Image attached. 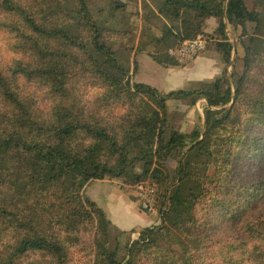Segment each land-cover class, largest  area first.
Listing matches in <instances>:
<instances>
[{"label":"rangeland","instance_id":"rangeland-1","mask_svg":"<svg viewBox=\"0 0 264 264\" xmlns=\"http://www.w3.org/2000/svg\"><path fill=\"white\" fill-rule=\"evenodd\" d=\"M15 1L30 11L40 25L61 27L79 42L73 45L62 39L32 38L17 17L0 8V73L19 102L40 122H50L54 115L63 113L75 121L108 129L122 140L129 127L140 120L153 118L154 112L162 116L156 103L135 94V83L154 85L164 93L193 91L213 83L225 72L228 84L222 91L227 86H232L233 93L236 88L238 91L233 96L235 101L221 111L208 108L203 99L194 105L190 99L167 101L165 141L173 130L189 134L195 129L203 133L205 110L220 111L215 118L222 119L221 124L205 139L203 151L185 156L191 147L187 142L184 151L174 150L158 162L141 154L144 141L137 140L131 145L128 156L131 164L125 175L105 178L101 183L93 180L87 189L84 186L81 196L86 199L87 195L93 196L100 202L110 191V196L116 198L113 208L127 227L135 229L122 233L108 226L104 230L98 227L96 216L86 205V220L67 230L61 219L66 213L51 207L56 199L52 196L54 192L42 190L32 194L35 189L26 184L28 170L20 157L0 158V173L7 182L0 188V205L15 214L29 215L40 236L53 238L63 246L66 264H95L100 253L98 243L103 242L108 250L117 251L120 264H264V43L257 48L250 45L248 37L255 25L247 24L246 32L242 33L241 28L234 30L225 22L222 37L218 30L220 20L208 18L202 24L205 49L192 61L182 63L170 56L169 51L180 45L172 43L165 52L158 49L157 55H166L174 65L160 66L149 58L154 49L145 48L144 39L147 34L160 37L162 27L171 23L158 14L164 0H85L102 43L113 51L122 67L130 68L129 76L121 78L118 74L108 80L100 72L106 69L107 61L93 49L91 30L81 17L70 12L76 8L74 0ZM245 4L249 11L262 14L264 26V0H245ZM224 39L233 48L228 65L218 50ZM35 41L44 52L55 54V61L64 70L57 87L40 79L38 70L50 65L37 59L33 51ZM248 47L251 62L244 67L242 60ZM216 49L220 61L211 54ZM203 56L214 60L211 59L210 68H205L211 70L210 76H201L198 71L202 70L193 68V61ZM133 61L137 62L135 73ZM242 75L243 80L238 81ZM195 78L203 82L189 84ZM11 110L13 107L0 91V139L11 130ZM160 125L159 122L154 125L155 133H159ZM141 133L142 139L151 135L148 128ZM78 138L80 145L92 142L83 135ZM153 144L155 150L156 138ZM103 152L102 161L114 164L117 155L107 148ZM180 161L183 165L188 162L183 173L178 172ZM180 175H185L189 203L178 220L163 222L162 213L168 208L161 205L164 193L175 190ZM135 176L142 179L135 182ZM141 183L155 184L158 189L156 216L144 214L134 204L136 188ZM145 218H148L146 225L141 223ZM10 221L0 224V264L17 239ZM145 229H153L154 235L145 244L134 246L129 257L132 243L140 240ZM15 264H55V261L46 253L31 252Z\"/></svg>","mask_w":264,"mask_h":264},{"label":"trees","instance_id":"trees-1","mask_svg":"<svg viewBox=\"0 0 264 264\" xmlns=\"http://www.w3.org/2000/svg\"><path fill=\"white\" fill-rule=\"evenodd\" d=\"M164 3L158 9V14L169 25L162 27L160 37L147 34L144 45L152 47L154 52L149 55L151 60L160 66L174 65L166 55H157L158 49L166 51L170 49L171 44H181L184 41H192L204 34L202 24L208 18H218L220 20L219 29L224 33L225 22L235 28H241L242 33L246 32L247 24H254V32L249 35V43L253 47L263 45L264 26L262 25V14L251 12L247 9L245 0H164ZM76 8L70 12L81 17L91 30V44L97 54L105 57L107 61L106 69H100L104 79L115 78L120 75L125 78L130 74L129 67H122L114 57L113 51L104 43L96 25L92 23L88 13L85 0H74ZM0 8L7 15L17 17L23 24L32 38L41 39H62L70 44H79L75 37H71L68 32L58 26H42L33 17L32 13L18 4L15 0H0ZM183 11V14L179 12ZM186 16V17H184ZM218 45V50L223 54L224 63L228 65L231 62L232 45L226 40ZM33 51L40 61L47 62L50 67L41 68L39 71L40 79L48 82L52 87H57L63 79L64 70L59 67L55 61L57 56L44 52L38 44L33 42ZM144 48V49H145ZM142 51L143 49H138ZM164 51V52H165ZM243 63L244 67L251 62V49L245 48ZM255 54V52H254ZM46 65V64H45ZM137 71V62L133 61V73ZM213 83L204 85V88L187 91L177 90L167 94H161L156 88L142 83H135L133 90L136 95L142 96L149 101L156 103L160 107L162 116L158 112L153 113V118L140 120L136 125L129 127L127 135L122 140L111 133L108 129L95 128L84 122H78L70 116H64L63 113H57L50 122H40L32 117L28 110L19 102L16 95L11 92L6 81L0 73V91L5 100L11 104V121L9 123L10 131L5 132L0 139V158L6 159L7 156L20 157L23 159L27 174V185L35 189V192L42 190L54 192L56 199L51 207H57L56 211L65 212L63 219L67 230L73 229L81 221L86 220V205L97 220L98 227H112L105 212L98 207L89 198H83L81 191L85 185L93 180L102 181L105 178H119L125 175L126 168L131 164L128 156L132 143L137 140L144 141L141 154L150 159L156 158L163 161L165 154L169 155L174 150H185L187 142L191 147L185 152L196 155L204 150V141L209 139L215 130L221 124L222 119H216L215 116L228 106L236 96L238 89L234 93L232 86L223 87L228 84L225 79L226 73L221 74ZM230 78H232L230 76ZM243 80V75L238 81ZM116 81V80H115ZM190 99V104L194 105L199 100H205L208 108H220V111L205 110L203 133H198L193 129L189 134L178 133L173 130L167 141L164 140V125L166 124V104L168 100ZM160 123L159 133H155L154 125ZM148 128L151 135L142 139L144 129ZM138 133H137V132ZM84 136L92 142L78 144L79 136ZM138 135V136H136ZM156 138V148L153 150V143ZM107 148L111 153L117 155L114 164L110 165L101 159ZM188 162L179 163V173L185 172ZM142 179L141 176H135V182ZM178 184L172 193H164L162 207L168 206L166 212L162 213V221L175 222L183 213V209L188 205L186 198L185 175L178 176ZM6 178L0 173V188L5 186ZM155 185V184H154ZM31 195V194H30ZM88 212V211H87ZM31 216V214H30ZM27 217V218H26ZM11 220V226L14 234L17 235L15 246L8 253L3 264H15V261L31 252H43L50 256L55 264H66L67 257L63 246L53 238H45L32 225L33 221L29 215H19L8 211L7 208L0 205V224ZM153 229H145L140 234V240L132 243L129 249V257L132 254L134 246L145 244L152 237ZM100 253L97 254L95 264H120L118 262L117 251H110L106 243H98ZM126 264H130L127 262Z\"/></svg>","mask_w":264,"mask_h":264},{"label":"built area","instance_id":"built-area-1","mask_svg":"<svg viewBox=\"0 0 264 264\" xmlns=\"http://www.w3.org/2000/svg\"><path fill=\"white\" fill-rule=\"evenodd\" d=\"M205 49V42L198 38L192 41L182 42L176 49L170 50L169 54L177 61L187 63L195 59ZM136 205L146 215L156 216L159 212V193L156 186L149 183H141L136 188Z\"/></svg>","mask_w":264,"mask_h":264},{"label":"crops","instance_id":"crops-1","mask_svg":"<svg viewBox=\"0 0 264 264\" xmlns=\"http://www.w3.org/2000/svg\"><path fill=\"white\" fill-rule=\"evenodd\" d=\"M211 19V18H210ZM209 20V19H208ZM207 20V24L209 23V21ZM236 29V28H235ZM234 29V30H235ZM238 29V28H237ZM212 53V56H214L213 58L215 59H217V60H219L220 61V54L217 52V49L216 50H213V51H211ZM150 58V57H149ZM151 59V58H150ZM211 59L212 58H209V56H203L202 58H199V59H197V60H194L193 62H194V66H193V68H195V67H197V68H200L202 71H198V72H200V75L201 76H210L211 75V73H210V71L211 70H206L205 68H210V66H211V62L212 61H214L213 59H212V61H211ZM223 69V68H222ZM220 70H221V68H220ZM193 71V70H192ZM198 72H194V73H198ZM221 74V73H220ZM217 79V78H216ZM200 82H203V81H199V79L198 78H195V79H192L190 82H189V84H191V85H194V84H197V83H200ZM139 83H142V82H139ZM142 84H146V83H142ZM146 85H149V84H146ZM149 86H151V87H153V88H157L156 86H154V85H149ZM158 89V88H157ZM181 90V89H180ZM174 91V90H173ZM160 92V91H159ZM171 92V91H170ZM160 93H163V94H167V93H164V92H160ZM96 182H99V183H101V182H104L103 180L102 181H99V180H95ZM92 183L90 182L89 184H87V186H86V189L87 188H89V186L91 185ZM110 194H111V192L109 191L108 193H107V196H106V198L104 199H102V201L100 202V200H98L97 198H93V196H89V195H87L88 196V198L92 201V202H94L98 207H100L104 212H105V214H106V216H107V218H108V220L110 221V223L112 224V227H114V228H116L118 231H120V232H122V233H125L126 231H128V230H131V229H135V228H129V227H127V223H126V221L123 219V218H121L120 216H119V214H118V210L116 209V208H113V205H114V203L116 202V198L115 199H113L111 196H110ZM113 199V200H112ZM135 205H136V203H134ZM141 223L143 224H147L148 223V218H145V219H142L141 220ZM141 224V225H142ZM144 225V226H145ZM136 227H139V226H136Z\"/></svg>","mask_w":264,"mask_h":264}]
</instances>
